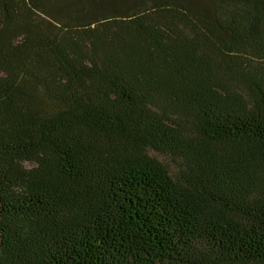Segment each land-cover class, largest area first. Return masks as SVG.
<instances>
[{"label":"trees","instance_id":"1","mask_svg":"<svg viewBox=\"0 0 264 264\" xmlns=\"http://www.w3.org/2000/svg\"><path fill=\"white\" fill-rule=\"evenodd\" d=\"M0 264H264V0H0Z\"/></svg>","mask_w":264,"mask_h":264},{"label":"rangeland","instance_id":"2","mask_svg":"<svg viewBox=\"0 0 264 264\" xmlns=\"http://www.w3.org/2000/svg\"><path fill=\"white\" fill-rule=\"evenodd\" d=\"M190 1H193V2H200L201 0H190ZM45 18V17H44ZM43 20H45V19H43ZM48 20H50V19H48ZM30 166V165H29Z\"/></svg>","mask_w":264,"mask_h":264}]
</instances>
